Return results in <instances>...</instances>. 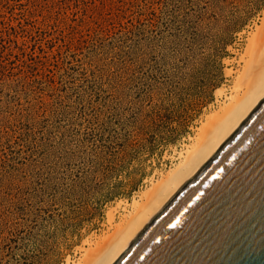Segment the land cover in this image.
Returning a JSON list of instances; mask_svg holds the SVG:
<instances>
[{"label":"rangeland","instance_id":"obj_1","mask_svg":"<svg viewBox=\"0 0 264 264\" xmlns=\"http://www.w3.org/2000/svg\"><path fill=\"white\" fill-rule=\"evenodd\" d=\"M262 17L264 0H0V264L79 261L218 107Z\"/></svg>","mask_w":264,"mask_h":264},{"label":"water","instance_id":"obj_2","mask_svg":"<svg viewBox=\"0 0 264 264\" xmlns=\"http://www.w3.org/2000/svg\"><path fill=\"white\" fill-rule=\"evenodd\" d=\"M112 264H264V99Z\"/></svg>","mask_w":264,"mask_h":264},{"label":"bare ground","instance_id":"obj_3","mask_svg":"<svg viewBox=\"0 0 264 264\" xmlns=\"http://www.w3.org/2000/svg\"><path fill=\"white\" fill-rule=\"evenodd\" d=\"M262 18L247 37L244 48L239 44L231 48L234 58L226 62V73L232 85L228 90L223 87L217 92L218 107L206 117L190 142L173 155L172 167L160 174L159 180H152L151 187L148 186L150 188L147 187L130 207H125L118 220L110 216L109 232L99 240L93 239L94 244L79 261L68 260L67 264H112L264 99ZM244 37L245 33L241 35L242 39Z\"/></svg>","mask_w":264,"mask_h":264}]
</instances>
